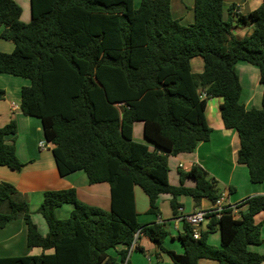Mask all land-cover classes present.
<instances>
[{
	"label": "trees",
	"instance_id": "1",
	"mask_svg": "<svg viewBox=\"0 0 264 264\" xmlns=\"http://www.w3.org/2000/svg\"><path fill=\"white\" fill-rule=\"evenodd\" d=\"M30 5L26 23L15 0H0V39L14 45L12 53L0 52V74L30 81L21 91L20 110L41 120L60 176L82 171L89 184H108L111 210L81 202L74 189L46 192L39 209L48 227L43 236L28 201L0 183V229L23 219L27 247L43 251L0 258V264H131L129 251L139 231L174 264L202 259L262 264L264 255L248 247L263 243L255 217L264 211V196L245 200L239 219L227 211L211 220L198 237L184 224L185 252L178 255L164 249L162 225L139 223L135 188L156 215L162 195L172 197L176 214L182 196L196 206L221 197L216 182L196 166L180 171L179 186L169 182V157L192 153L210 140L205 111L213 98L223 99L225 129L239 135L238 163L248 168L253 184H264V1L250 14L253 32L243 38L233 34L232 12L237 23L247 20L233 7L225 19L224 0H195L191 25L173 18L171 0H140L137 7L134 0H30ZM198 57L204 69L195 74L191 62ZM242 62L259 70L261 109L241 103L236 66ZM4 95L0 88V99ZM138 122L153 149L133 138ZM16 135L15 121L0 128V167L21 171ZM189 177L194 188L184 185ZM66 204L73 210L61 220L56 212ZM217 228L220 249L207 241Z\"/></svg>",
	"mask_w": 264,
	"mask_h": 264
},
{
	"label": "crops",
	"instance_id": "2",
	"mask_svg": "<svg viewBox=\"0 0 264 264\" xmlns=\"http://www.w3.org/2000/svg\"><path fill=\"white\" fill-rule=\"evenodd\" d=\"M15 1L19 4V0ZM263 1L224 0L225 19L228 18L229 9L233 7L234 11L238 15L243 16L249 23L250 14L258 9ZM138 4L135 3V6ZM194 4L195 0H171L173 18L180 20L184 25H191L194 22ZM234 15L235 13L232 12V17L235 19L233 34L239 38L250 35L253 32V24H239L236 22L237 18ZM28 19L24 17L23 11L22 21L27 23ZM13 50L14 45L12 43L0 39V52L12 53ZM191 67L193 73H202L204 69L202 59L199 57L193 59ZM242 68L254 73V70L249 66L242 65ZM249 80H251L252 85L245 94L243 91V80L240 77L242 86L241 103L247 109H261L263 87L260 84V74L259 79ZM29 85L30 81L26 78L0 74V88L5 92L4 97L0 99V128L12 121L16 122L15 150L19 161L24 164L21 171L0 167V183L12 185L23 195L29 203L34 223L40 233L46 236L48 227L39 212L46 192L74 189L81 202L110 211L111 191L110 186L106 183L89 184L86 174L82 171L67 177L60 176L53 156L52 146L48 143L46 148H41L40 146L45 141L41 120L36 117L26 116L20 110L21 91ZM202 98H205L204 94ZM222 103V98H213L207 102L205 116L207 124L212 130L210 140L200 143L192 153L169 157V182L173 186H179L181 184V170L188 172L192 167H199L208 174L210 179L216 182L218 191L226 204L233 206L242 203L250 197L263 196L264 184H253L250 181L248 168L238 163L239 135L236 131L225 129L220 114ZM141 137L145 138L144 125L140 122L135 123L133 138L137 142L143 143L140 141ZM184 185L188 188H194L196 181L194 178L189 177L185 179ZM171 198L169 195H162L158 201L160 214H150L149 199L140 188H135V202L139 223L141 225H162L167 233L163 241L164 249L182 255L185 251L180 237L184 235L185 229L183 223L175 220L178 212L177 214L173 212L170 205ZM178 201L186 213L208 210L214 205V203L204 198L200 205L196 206L189 196H182ZM167 204L170 205V209H167ZM246 207L245 205L241 206L240 212L245 211ZM72 210L73 206L66 204L57 210L56 215L59 219L65 220L70 216ZM210 221L201 225L197 229L198 232L207 230ZM255 221L261 225L263 243L250 245L248 249L251 252L264 255V211L255 217ZM26 236L27 229L23 219L14 220L4 229H0V258L40 255L43 252L42 249H29L27 247ZM207 241L210 246L220 249L222 241L220 229L217 228V230L210 233ZM123 249L125 247H118V250ZM51 252L48 251L47 253ZM128 260L131 264H174L168 254L159 250L144 234H141L136 239L134 246L129 251ZM198 264H218V262L202 259Z\"/></svg>",
	"mask_w": 264,
	"mask_h": 264
},
{
	"label": "built area",
	"instance_id": "3",
	"mask_svg": "<svg viewBox=\"0 0 264 264\" xmlns=\"http://www.w3.org/2000/svg\"><path fill=\"white\" fill-rule=\"evenodd\" d=\"M40 146H41V148L47 147V145H45L44 143H42ZM242 203H240L238 205L231 206L229 204H226L223 197H220L214 203L213 207L211 209H208V210H200V211H196L194 213H186L185 209L183 207L179 208L178 209V216H176L175 220L179 223L188 224L189 226H191L194 229L196 237H198L199 232L197 229L201 225H203L204 223H206L209 220H213V219L220 220L221 217L223 216V214L227 211H231L232 215L234 216L235 219L240 218V207L242 206ZM141 234H142L141 231H139L135 235L134 244L136 242V239ZM134 244H133V246H134Z\"/></svg>",
	"mask_w": 264,
	"mask_h": 264
},
{
	"label": "rangeland",
	"instance_id": "4",
	"mask_svg": "<svg viewBox=\"0 0 264 264\" xmlns=\"http://www.w3.org/2000/svg\"><path fill=\"white\" fill-rule=\"evenodd\" d=\"M135 3L136 4H138V3L140 4V1L139 0H135ZM139 4L137 6H139ZM19 5L21 6V8L24 11V17L29 18L28 19V22H29L31 20V5H30V0H19ZM242 65L251 67L254 70V73L248 72V71H250L248 69H243L242 68ZM236 71L240 75L241 79L243 80V84H244V90L243 91L246 94L247 89L248 88H251V85H252V82L249 79H259V70H258L257 67L252 66L251 64L242 62V63H239L236 66ZM253 74H255V75L253 76ZM140 141L143 142L144 144L148 145L149 147H151L153 149V145L151 143H149L145 138H142L141 137L140 138ZM43 143L45 145H48L47 142H46V140ZM219 188H221V187H219ZM166 207H167V209H170L169 208L170 207L169 204H167Z\"/></svg>",
	"mask_w": 264,
	"mask_h": 264
}]
</instances>
